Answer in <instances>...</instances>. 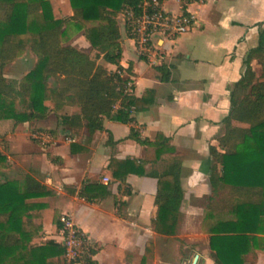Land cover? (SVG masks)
Returning a JSON list of instances; mask_svg holds the SVG:
<instances>
[{"label":"crops","instance_id":"obj_1","mask_svg":"<svg viewBox=\"0 0 264 264\" xmlns=\"http://www.w3.org/2000/svg\"><path fill=\"white\" fill-rule=\"evenodd\" d=\"M56 1L66 4V11L55 17L73 14L66 0ZM163 4L169 11L180 10L179 0H164ZM189 8L196 16L191 30L174 41L159 40L166 50L161 65H152L138 54L126 30L125 14L119 15L121 64L128 68L132 62V94L137 99L130 123L105 118V129L86 140L84 130L73 136L58 115L51 113L34 121L39 123L36 129L50 133L53 141L43 145L29 131L28 136L39 147L23 146L22 150L21 134L14 131L16 152L6 162L9 171H15L23 180L31 176L50 190L33 199L41 206L37 210L41 218L36 221L43 225V236L35 238L34 243L46 239L61 242L58 219L68 213L87 242L95 246L93 259L98 264H192L196 255L197 264H217L212 257L210 234L202 226L212 196L210 170L215 160L210 147L218 146L223 119L231 108V91L245 72L250 50L258 45L259 25L264 27V0H206ZM58 13L63 14L60 8ZM64 44L95 54L82 31L77 41ZM87 44L89 48L85 49ZM32 53L34 66L36 55ZM107 67L116 69L113 64ZM7 76L11 77L8 72ZM78 112L79 107L66 106L60 114ZM34 121L18 123L29 128ZM132 128L145 143L129 137ZM128 158L143 161L146 173L162 171L173 161L180 163L184 198L171 227L174 234L154 228L157 178L130 173L121 182L114 177L110 161ZM105 177L110 179L108 183ZM92 182L108 188L107 195L94 202L79 193ZM58 209H62L59 214ZM253 259L250 254L249 260ZM255 261L264 264L262 243Z\"/></svg>","mask_w":264,"mask_h":264},{"label":"trees","instance_id":"obj_2","mask_svg":"<svg viewBox=\"0 0 264 264\" xmlns=\"http://www.w3.org/2000/svg\"><path fill=\"white\" fill-rule=\"evenodd\" d=\"M50 1L0 0V120L26 122L56 113L73 136L84 130L86 140L105 129V118L130 123L137 99L125 91L132 80V62L126 68L128 75L119 73L125 68L118 17L128 9L137 11L143 0H70L73 14L67 17H55ZM71 23L83 32L94 56L63 43L65 27ZM259 26L258 45L250 50L245 72L231 91V108L223 119L218 146L210 147L215 160L210 170L212 196L202 226L210 234L217 264H256L261 243L257 234L264 232V27ZM126 30L130 35L128 26ZM28 48L36 55L35 65L21 79L8 77L16 58ZM254 60L262 67L259 75ZM39 89L41 101L36 97ZM14 104L20 108L16 110ZM66 106H77L80 112L60 114ZM129 137L145 143L133 128ZM109 167L121 182L130 173L157 178L154 228L174 234L171 227L184 198L180 163L173 161L164 170L149 173L137 158L112 159ZM49 192L31 176L20 184L0 181V264H67L61 242L34 243L43 236V225L36 221L41 206L33 199ZM79 193L94 202L107 195L108 188L86 183ZM85 247L83 263L98 264L93 259L95 246L86 242Z\"/></svg>","mask_w":264,"mask_h":264},{"label":"built area","instance_id":"obj_3","mask_svg":"<svg viewBox=\"0 0 264 264\" xmlns=\"http://www.w3.org/2000/svg\"><path fill=\"white\" fill-rule=\"evenodd\" d=\"M164 0H143L139 9H128L125 14V26L130 28L137 52L146 58L152 65H161L164 62L166 50L159 40L174 41L181 35L189 32L196 22L195 14L190 5L204 4L206 0H179L180 10L173 12L165 9ZM121 75H128L126 68L119 71ZM133 80L126 85V93L132 94ZM119 104L115 106L117 109ZM31 136L43 145L53 141L50 133L35 129ZM70 141H73L69 137ZM105 177L104 182L108 183ZM61 243L65 246V259L67 264H85L83 258L87 255V239L76 225L72 216L64 213L60 216Z\"/></svg>","mask_w":264,"mask_h":264},{"label":"rangeland","instance_id":"obj_4","mask_svg":"<svg viewBox=\"0 0 264 264\" xmlns=\"http://www.w3.org/2000/svg\"><path fill=\"white\" fill-rule=\"evenodd\" d=\"M67 5L70 6V1L66 0ZM50 8L51 11L54 15H65V2H64V6L59 4L58 1H54L51 0L50 1ZM60 8L61 13L63 14H59L58 13V9ZM81 35V31L77 30L75 28V26L71 23L69 25H67L65 27V34L63 37V43H71L74 41H77V39H79V36ZM82 39L80 38V41ZM83 41V40H82ZM87 43H89L87 41ZM85 49L89 48V45L87 44L86 46H84ZM34 55L32 53L31 50H24L15 60L14 62V66H11L10 69L8 70V75L11 77H16V78H20L22 77L30 68H32L33 63H34ZM254 69L256 70L257 74L259 75L262 71V67L259 64L258 61L254 62L253 65ZM53 81V80H52ZM41 89L37 90L36 92V97L39 101H41ZM14 107L16 110L19 109L17 104H14ZM52 121H54L55 119V115L51 116ZM9 120H12V123L9 124ZM38 122H33V124H31V126L29 128L25 127L24 123H16L15 121L11 118L8 119H2L0 120V155L3 159V161H0V181H12L16 184H20L23 179L21 176H18L19 174L10 172L9 171V166L6 165V162L9 159V156H11L12 154H14L16 152V148H15V142L17 141L16 139V134L14 133V131L16 130V132L18 131L21 134V138L22 141L20 142V146L21 148H19V150L23 149V146H35V147H39L33 140H31V138L28 136L29 131H32L36 128H38L39 126ZM34 126V127H33ZM45 127V126H44ZM17 128V129H16ZM31 136V134H30ZM33 138V137H32ZM10 172V173H9ZM62 211V209H58L57 213L59 214ZM260 234H263V237L260 238V242L262 243V247L264 248V232H259Z\"/></svg>","mask_w":264,"mask_h":264},{"label":"water","instance_id":"obj_5","mask_svg":"<svg viewBox=\"0 0 264 264\" xmlns=\"http://www.w3.org/2000/svg\"><path fill=\"white\" fill-rule=\"evenodd\" d=\"M198 257H199V255H196V256H195V258H194L192 264H197Z\"/></svg>","mask_w":264,"mask_h":264}]
</instances>
